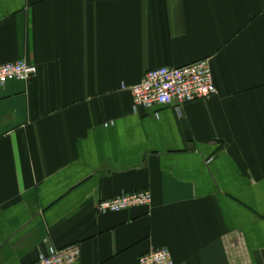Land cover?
I'll list each match as a JSON object with an SVG mask.
<instances>
[{
	"label": "crops",
	"instance_id": "1",
	"mask_svg": "<svg viewBox=\"0 0 264 264\" xmlns=\"http://www.w3.org/2000/svg\"><path fill=\"white\" fill-rule=\"evenodd\" d=\"M211 59L217 93L140 108L146 72ZM0 264H264V0H0ZM149 190V206L97 202Z\"/></svg>",
	"mask_w": 264,
	"mask_h": 264
},
{
	"label": "built area",
	"instance_id": "2",
	"mask_svg": "<svg viewBox=\"0 0 264 264\" xmlns=\"http://www.w3.org/2000/svg\"><path fill=\"white\" fill-rule=\"evenodd\" d=\"M38 72L37 66L26 60L0 64V86L11 80L29 81ZM130 90L135 111L140 108L183 105L205 100L217 93L211 59L199 60L181 67H159L146 72L141 82L132 86L123 85ZM149 190L124 193L97 202L100 212H120L132 207H145L152 203ZM82 255L80 244L62 248L51 246L40 254L34 264H76ZM139 264H174L171 252L166 247L142 254Z\"/></svg>",
	"mask_w": 264,
	"mask_h": 264
}]
</instances>
